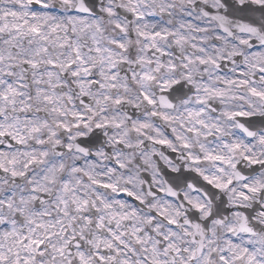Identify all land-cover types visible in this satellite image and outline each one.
I'll use <instances>...</instances> for the list:
<instances>
[{
  "label": "snow or ice",
  "instance_id": "6c2138e0",
  "mask_svg": "<svg viewBox=\"0 0 264 264\" xmlns=\"http://www.w3.org/2000/svg\"><path fill=\"white\" fill-rule=\"evenodd\" d=\"M0 264H264V0H0Z\"/></svg>",
  "mask_w": 264,
  "mask_h": 264
}]
</instances>
